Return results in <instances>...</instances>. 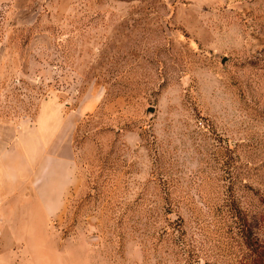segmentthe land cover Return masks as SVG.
<instances>
[{
    "label": "rangeland",
    "instance_id": "1",
    "mask_svg": "<svg viewBox=\"0 0 264 264\" xmlns=\"http://www.w3.org/2000/svg\"><path fill=\"white\" fill-rule=\"evenodd\" d=\"M248 236L264 0H0V264H254Z\"/></svg>",
    "mask_w": 264,
    "mask_h": 264
},
{
    "label": "trees",
    "instance_id": "2",
    "mask_svg": "<svg viewBox=\"0 0 264 264\" xmlns=\"http://www.w3.org/2000/svg\"><path fill=\"white\" fill-rule=\"evenodd\" d=\"M247 240L251 241V238L248 236ZM254 243H249V247H252L251 250L254 255V264H264V246L260 245L256 241H253Z\"/></svg>",
    "mask_w": 264,
    "mask_h": 264
},
{
    "label": "crops",
    "instance_id": "3",
    "mask_svg": "<svg viewBox=\"0 0 264 264\" xmlns=\"http://www.w3.org/2000/svg\"><path fill=\"white\" fill-rule=\"evenodd\" d=\"M45 115H49V112H48V109H47V108H44V107H43V109H42V111H41V114H40V117H42V116L44 117ZM43 117H42V118H43Z\"/></svg>",
    "mask_w": 264,
    "mask_h": 264
}]
</instances>
